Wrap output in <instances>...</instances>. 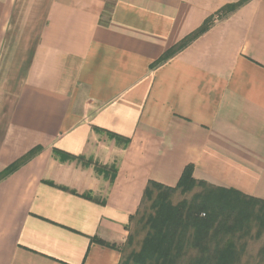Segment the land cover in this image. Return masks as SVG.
<instances>
[{
	"label": "crops",
	"instance_id": "obj_1",
	"mask_svg": "<svg viewBox=\"0 0 264 264\" xmlns=\"http://www.w3.org/2000/svg\"><path fill=\"white\" fill-rule=\"evenodd\" d=\"M237 1L0 0V172L42 149L0 181V264H119L91 240L121 247L146 184L187 165L264 201V0L149 68ZM53 150L115 163L114 179Z\"/></svg>",
	"mask_w": 264,
	"mask_h": 264
},
{
	"label": "trees",
	"instance_id": "obj_2",
	"mask_svg": "<svg viewBox=\"0 0 264 264\" xmlns=\"http://www.w3.org/2000/svg\"><path fill=\"white\" fill-rule=\"evenodd\" d=\"M249 1L251 0H239L222 6L196 30L165 51L149 68L154 69L164 64L206 33L216 22L226 19ZM94 130L102 132L96 128ZM105 134L124 146L129 142L114 134ZM41 150L39 147L31 149L2 170L0 181L25 165ZM52 153L61 163L76 161L83 167H88L93 162L91 159L85 160L84 157L71 156L57 150ZM113 164L110 183L116 172L115 163ZM193 170V165L185 166L174 187L153 181L146 184L140 206L129 219L126 227L128 235L121 247L116 248L97 239L91 241L118 250L121 254L119 264H240L250 258L244 256L248 244L256 241L261 242L259 254L264 256V201L196 180L193 178ZM96 173L101 174L97 170ZM60 189L78 195L72 190ZM177 193L189 198H183L173 205L171 198ZM81 197L102 204L90 193H84ZM139 231H144L145 234L139 249L134 251L132 246ZM128 248L129 251L125 253ZM253 263L264 264V261L254 260Z\"/></svg>",
	"mask_w": 264,
	"mask_h": 264
},
{
	"label": "rangeland",
	"instance_id": "obj_3",
	"mask_svg": "<svg viewBox=\"0 0 264 264\" xmlns=\"http://www.w3.org/2000/svg\"><path fill=\"white\" fill-rule=\"evenodd\" d=\"M113 166H114L113 163L111 165L103 166V165H101L99 163L92 162V165H89L88 167H90L96 175H98L96 173V170L100 171L101 172L100 176H102V178L105 179L106 181H108V183H109V178H110V175H111L110 169ZM183 198H189V196H181L180 194L177 193L171 198V202H172L173 205H175L178 202H180ZM148 214H149V212H148ZM144 234H145L144 231H139V233L137 234V236L135 238V242H134V244L132 246V249L134 251H137L139 249V246H140V243H141V240H142ZM260 247H261V242L260 241H256V242H252V243L248 244L247 249H246V251L244 253V256H250V258L243 260L242 262H240V264H254L253 263L254 260L255 261L258 260L259 262L264 261V256L261 255V253L259 254ZM129 249L130 248H128V250L125 253H127L129 251Z\"/></svg>",
	"mask_w": 264,
	"mask_h": 264
}]
</instances>
